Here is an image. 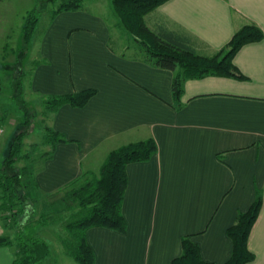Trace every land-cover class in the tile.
Returning a JSON list of instances; mask_svg holds the SVG:
<instances>
[{
    "label": "crops",
    "instance_id": "0c3cea01",
    "mask_svg": "<svg viewBox=\"0 0 264 264\" xmlns=\"http://www.w3.org/2000/svg\"><path fill=\"white\" fill-rule=\"evenodd\" d=\"M89 4L49 19L36 41L42 58L31 71L33 92L97 91L84 106L64 104L49 115L48 125L67 141L37 170L40 190L53 193L84 171L100 170L111 150L153 137L157 152L127 166V230L87 232L96 264H171L182 254L184 235H193L205 260L225 264L233 249L227 229L257 190L263 204L248 242L256 257L247 264H264V39L245 44L234 57L245 78L188 79L177 107L175 71L132 58L134 48L114 33L110 1ZM146 23L212 55L247 23L264 32V0H168ZM4 135L0 127V157L11 139ZM43 227L34 235L40 237ZM11 232L0 213V235L13 238ZM63 251L59 264H71L74 258ZM15 256L14 246H0V264H12Z\"/></svg>",
    "mask_w": 264,
    "mask_h": 264
},
{
    "label": "trees",
    "instance_id": "16d2710c",
    "mask_svg": "<svg viewBox=\"0 0 264 264\" xmlns=\"http://www.w3.org/2000/svg\"><path fill=\"white\" fill-rule=\"evenodd\" d=\"M57 7L51 12V21L63 11H77L84 8V0H52ZM118 18L117 27L128 43L127 49L134 48L132 58L140 59L158 67L175 71L172 82V93L175 106L182 105L181 97L185 81L206 76L235 77L245 76L234 64L238 50L247 43L264 39L263 30L255 23H247L238 29L230 42L212 55L199 53L188 42L178 35L169 32H156L146 23V16L168 0H109ZM38 8L28 11L22 28V40L32 44L35 31L42 16ZM8 48L6 44L4 50ZM125 55V54H124ZM36 60L34 66L40 64ZM18 97L24 109V119L21 127H17L10 139L5 155L0 158V213L2 221L8 228L15 230V236L0 235V246H14L15 260L12 264H38L46 260L51 249L49 242L34 235L27 228L32 225L36 214L33 205L40 201L43 195L54 198L63 194L61 202L65 204L64 211H71L58 216L41 213L38 222L41 226L52 222H64L65 236L61 238L68 254L78 264H96V255L87 239V232L93 227H104L124 233L127 221L123 214V203L128 184L127 166L133 162L149 160L158 150L153 137L131 142L111 150L100 167L99 173L84 171L59 190L45 194L36 180V172L31 165L19 167L18 163L28 158L26 137L34 130L36 110L27 101L21 100L23 86L17 85ZM96 89L89 88L73 93L43 94L37 92L44 107L43 114L48 116L58 111L64 104L76 107L84 106ZM33 128V129H32ZM43 144L49 145L41 155L42 163L50 159L57 145L67 141L65 134L49 125L45 126ZM50 204L57 206L58 203ZM263 204V195L257 190L256 197L246 211H240L236 221L227 229L232 240L233 249L225 264H247L256 257L248 246L249 236ZM10 220L11 224L8 222ZM171 264H216L204 259L199 245L193 240V235L182 237V254L172 260Z\"/></svg>",
    "mask_w": 264,
    "mask_h": 264
},
{
    "label": "rangeland",
    "instance_id": "374dc122",
    "mask_svg": "<svg viewBox=\"0 0 264 264\" xmlns=\"http://www.w3.org/2000/svg\"><path fill=\"white\" fill-rule=\"evenodd\" d=\"M84 3L90 8V0H84ZM56 7L57 3L52 0H0V34L2 32L7 33L5 36H0V114L3 116L0 127L4 128L5 137L10 136L12 138L16 128L21 127L23 123L25 111L22 102H19L20 97H18L17 92V85L21 82L23 86L21 100L29 102L36 110L37 116L33 123L35 129L33 131L30 130L25 140V151L28 153V158H23L18 163V166L31 165L33 172L40 168L41 159L43 158L41 155H43L42 153L45 150L50 149V146L43 144L46 131L45 126L48 125L49 118L43 114L44 107L41 105L39 95L31 89V71L35 61L42 58L36 41L41 37L42 30L46 28V24H48L51 17V12ZM34 8H38L43 14L35 31L32 44H27L22 40V28L27 12ZM114 16L118 21L115 12ZM3 22H6L4 29H2ZM7 25L8 29L6 28ZM122 32L121 28H115L114 30V33L118 34L119 37ZM5 44L8 45L6 51L4 50ZM89 172L99 173V170ZM62 195H57L54 198L43 195L40 201L34 205L30 203L35 207L36 214L32 225L27 228V232L30 229L39 231L41 225L38 219L41 213H50L54 216H58V213L61 211L64 212L65 216L71 213V211H64L63 207L65 204L61 202ZM51 202L58 203V205L54 206L50 204ZM8 222L11 224L10 220ZM47 226L48 228L44 226L43 231L41 230L42 233H40L41 238L48 240L51 249L50 257L44 263L59 264L60 260L58 259L62 254H66L63 251L66 248H64L61 241V238L66 234L64 222H52ZM10 230L14 235L15 230L13 228ZM69 259L72 260L70 257ZM71 260H69L71 264H77L74 260Z\"/></svg>",
    "mask_w": 264,
    "mask_h": 264
}]
</instances>
